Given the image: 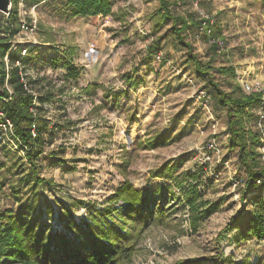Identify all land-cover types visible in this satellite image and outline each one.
<instances>
[{
    "label": "rangeland",
    "instance_id": "rangeland-1",
    "mask_svg": "<svg viewBox=\"0 0 264 264\" xmlns=\"http://www.w3.org/2000/svg\"><path fill=\"white\" fill-rule=\"evenodd\" d=\"M110 1L113 17L66 19L64 0H19L17 19L28 29L0 14V44L21 56L32 46L23 67L28 81L39 97L51 93L39 111L50 131L34 168L24 153L1 145L0 212L30 206V219L40 211L39 221L51 232L71 238L74 231L68 234L65 223H87L127 180L153 201L143 206L150 221L139 229L131 258L123 264L188 259L198 260L196 264H264V242L241 233L256 208L257 191L264 197V187L241 196L245 174L229 145L226 110L216 105L206 76L195 73L175 43L170 24H155L158 0ZM170 1L181 17L199 20L197 10L212 17L221 41L217 51L195 38L193 27L186 38L202 65L210 63V74L222 89H241L240 81L247 80L260 83L264 91V0ZM156 41L158 50L150 53ZM56 56L79 71L76 80L64 81V66L50 67ZM0 61L7 68V56ZM229 67L234 77L219 74ZM129 75L134 79L130 85L125 83ZM89 85L98 87L95 95L86 94ZM201 90L208 96L206 107L198 98ZM208 111L217 120L214 129ZM157 138L164 144L150 148L148 141ZM212 139L220 156L205 164V147ZM257 151L264 164V137ZM165 165L170 169L165 178L150 176ZM194 172L199 174V212L206 203L216 208L207 218L183 207L172 188L174 181ZM231 218L235 226L223 232Z\"/></svg>",
    "mask_w": 264,
    "mask_h": 264
},
{
    "label": "trees",
    "instance_id": "trees-1",
    "mask_svg": "<svg viewBox=\"0 0 264 264\" xmlns=\"http://www.w3.org/2000/svg\"><path fill=\"white\" fill-rule=\"evenodd\" d=\"M19 0H12V8L8 17L9 23L20 21L17 19V3ZM36 3L44 0H35ZM173 3L170 0H158V8L154 15L155 24L168 23L169 33L178 47L185 51L192 63L197 75L206 76V84L210 90L215 103L226 110V133L229 139L230 148L237 153L239 166L244 171L245 179L242 181L243 194L262 190L264 187V164L260 161V154L257 147L261 142V136L253 130V123L257 119V110H261L264 116V91L244 94L241 89L227 93L221 85L210 74L211 65L204 67L201 61L193 53V46L186 38V32L194 28L193 33L199 27V20L195 17H181L172 10ZM62 13L66 19L89 18V17H113L112 4L110 0H64ZM212 36L219 38V33L213 31ZM208 41L209 37L203 36ZM49 43V41H47ZM159 42L152 46L156 52ZM212 51H217L218 46L211 44ZM34 48L28 46L25 54L10 51L9 45L0 44V57L7 56V68L3 61H0V111L10 120L14 127V133L21 147H25L24 154L27 161L34 168V161L42 154L45 145V134L50 131L49 122L40 115L43 105L49 102L51 93L35 98L28 94L21 82V74L25 73L23 68L27 65L29 55ZM74 50H70L72 53ZM50 67L57 69L64 66L66 73L64 81L76 80L79 71L67 64L64 57L56 56L50 58ZM16 62L19 66H16ZM219 74H230L235 76L233 68L219 69ZM131 75L125 78V83L132 84ZM27 82L32 89L34 87ZM8 87L9 91L5 88ZM98 87L89 85L86 87L88 96L95 95ZM35 90V89H34ZM108 95L103 93V98ZM34 108L33 115L30 109ZM97 108L103 109L102 105ZM264 120V117H263ZM34 130L35 137L31 131ZM150 148H157L164 143L162 139L148 141ZM128 169V162L123 163V173ZM170 169L165 165L159 170L150 173L152 178H165L164 172ZM198 172L187 173L184 180L174 181L172 188L178 191L179 202L183 207L188 208L193 215H200L202 218L209 217L215 212L214 205L206 203L199 212L198 203ZM190 182V183H189ZM171 186L166 187V191ZM264 191V189H263ZM258 202L253 214L246 220L244 235H249L257 241L264 242V197L257 191ZM109 203L101 210L94 211L88 217L87 223L75 224L73 221L68 225L65 223L68 234L74 231L71 238L67 234L51 232L46 223L39 221L42 216L37 211L36 216L30 219V206L21 207L18 212L3 210L0 212V264H123L131 258L134 244L141 229L147 227L150 217L144 215L143 206L152 202L150 197L136 191L132 184L125 180L120 188L109 198ZM122 203V205H118ZM118 205V206H117ZM60 220H65L63 216ZM196 219L193 218V223ZM73 224V226H70ZM235 226V218H231L223 232L231 231ZM138 228V231L136 229ZM141 228V229H140ZM140 229V230H139ZM196 259L178 260L172 264H196Z\"/></svg>",
    "mask_w": 264,
    "mask_h": 264
},
{
    "label": "built area",
    "instance_id": "built-area-1",
    "mask_svg": "<svg viewBox=\"0 0 264 264\" xmlns=\"http://www.w3.org/2000/svg\"><path fill=\"white\" fill-rule=\"evenodd\" d=\"M35 8V7H34ZM10 11H11V7H10ZM10 11L8 13H2L3 15H5L4 17L6 19H8ZM197 17L199 18V27L196 29L194 36L195 38H201L203 36H207L209 37L208 43L210 44H216L217 46L221 45V41L219 38H214L212 36L213 34V26H214V22L211 16H209L206 12L202 11V10H197L196 12ZM20 28L21 29H28V26L26 25V23L24 21H20ZM32 30L33 26L30 27ZM26 52V51H25ZM25 52L23 53V55L25 54ZM22 55V56H23ZM16 66H19V63L16 62ZM21 82L23 83V86L25 88V90L28 92V94L32 95L33 98H35L34 100V104L36 106H39V104H37L36 102V96L37 93L35 92L34 89L31 88V86H29L28 82H27V73H22L21 74ZM240 86L242 89V92L245 94H251V93H257V92H261L262 91V87L260 85V83L258 82H250L247 80H241L240 81ZM5 88L9 91L8 87L5 86ZM10 93V91H9ZM206 91L205 90H201L198 93V98H203L205 100V98H208V96L206 95ZM206 100L204 101V107H206ZM44 106V105H43ZM31 113L33 115L36 114V111L34 108L30 109ZM209 114V119L212 120V127L213 129L216 127L217 125V120L214 119L211 115V113L208 111ZM257 119L255 120V122L253 123V130L258 132L261 136V141L264 137V120H263V114L261 112V110H259L257 112ZM32 137H35V132L34 130L31 131ZM1 145H10L8 146L10 148L11 151L13 152H22L24 153L25 147H21V144L19 143L18 139L15 136L14 133V127L13 124L10 122L9 119H7L5 117V115L3 114V112L0 111V148L2 147ZM206 153H204V157L205 160L203 163L208 164L209 162H211V159L213 157H219L220 156V148L218 146V144L216 143L215 139H212L209 141L208 145L205 147ZM212 154V155H210ZM214 155V156H213ZM203 169L205 170V168L203 167Z\"/></svg>",
    "mask_w": 264,
    "mask_h": 264
},
{
    "label": "water",
    "instance_id": "water-1",
    "mask_svg": "<svg viewBox=\"0 0 264 264\" xmlns=\"http://www.w3.org/2000/svg\"><path fill=\"white\" fill-rule=\"evenodd\" d=\"M12 0H0V14L10 11Z\"/></svg>",
    "mask_w": 264,
    "mask_h": 264
}]
</instances>
